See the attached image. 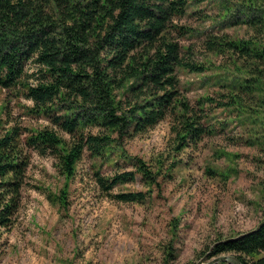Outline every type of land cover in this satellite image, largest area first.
<instances>
[{
    "label": "trees",
    "instance_id": "trees-1",
    "mask_svg": "<svg viewBox=\"0 0 264 264\" xmlns=\"http://www.w3.org/2000/svg\"><path fill=\"white\" fill-rule=\"evenodd\" d=\"M203 1L0 0V88L16 89L32 102L30 111L49 123L24 139L17 125L0 132V227H10L20 208L28 148L54 157L58 172L69 179L85 152L110 160L116 138L145 132L166 117L175 149L196 144L216 132L204 123L203 105L209 103L229 110L240 124L251 121L248 145L264 140V0L220 5L222 18L244 24L251 33L247 38L206 35L205 50L227 60L209 66L179 42L192 31L178 20ZM180 68L211 70L221 87L219 99L206 95L192 106L180 90ZM130 161L135 170L110 177L96 170L95 180L116 201L142 203L160 168L153 171L136 156ZM136 173L147 191L112 192ZM65 188L54 197L49 193L62 206ZM244 232L216 238L208 256L233 254L242 264H264V222ZM163 257L171 264V242Z\"/></svg>",
    "mask_w": 264,
    "mask_h": 264
},
{
    "label": "rangeland",
    "instance_id": "rangeland-1",
    "mask_svg": "<svg viewBox=\"0 0 264 264\" xmlns=\"http://www.w3.org/2000/svg\"><path fill=\"white\" fill-rule=\"evenodd\" d=\"M225 1L204 0L193 7L198 10L178 20L192 31L179 42L208 66L226 59L205 50L206 35L247 38L251 33L244 24L220 16ZM212 73L177 71L180 90L192 106L206 95L219 99L221 87ZM31 105L16 89L0 88V132L17 125L24 139L48 125L30 111ZM203 109L204 123L214 125L216 132L196 144L175 149L166 117L145 132L116 138L110 160L85 152L69 179L58 172L54 157L28 148L20 208L10 227H0V264H164L168 242L174 252L171 264H194L210 259L216 238L252 229L264 210V140L248 145L251 121L240 124L216 104H204ZM134 156L153 171L160 168L150 195L142 203L106 196L94 172L110 177L135 170L130 161ZM64 185L62 206L49 193L58 195ZM128 191H147L140 174L112 189Z\"/></svg>",
    "mask_w": 264,
    "mask_h": 264
},
{
    "label": "water",
    "instance_id": "water-1",
    "mask_svg": "<svg viewBox=\"0 0 264 264\" xmlns=\"http://www.w3.org/2000/svg\"><path fill=\"white\" fill-rule=\"evenodd\" d=\"M264 222V219H262L261 221H259L252 229H249L247 231H245L242 234H245L247 232H250L252 230H255L256 228H258L262 223ZM241 234V235H242ZM219 261H225L229 264H242L239 259L234 256L233 254H221L215 257L210 258L208 261L204 262L203 259H200L199 261H197L194 264H215Z\"/></svg>",
    "mask_w": 264,
    "mask_h": 264
}]
</instances>
